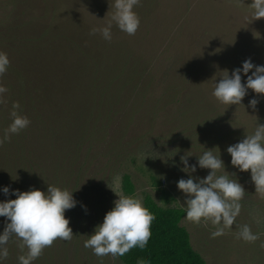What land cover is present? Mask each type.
<instances>
[{"label": "trees", "instance_id": "trees-1", "mask_svg": "<svg viewBox=\"0 0 264 264\" xmlns=\"http://www.w3.org/2000/svg\"><path fill=\"white\" fill-rule=\"evenodd\" d=\"M156 6L157 0H139L134 7L139 23L140 7L146 9L144 17ZM97 7L114 11L109 0H53L51 20L0 24V52L10 62L0 74V86L6 89L0 93V138L12 122L14 102L20 106L18 114L30 121L0 144V188L8 186L10 193L46 191L51 184L73 192L77 201L65 211L72 238L56 239L32 264H103L108 255L97 257L84 247L104 218L88 190L87 172L94 164L102 172L111 173L112 168L117 172L125 140L135 144L154 127L151 115L146 133L134 120L138 107L134 102H142L136 94L153 80L149 60L115 22L110 40L99 32L90 34L92 28L104 27L87 19ZM121 187L125 196L136 197L130 173H122ZM15 198L0 192V201ZM142 205L153 217L150 239L144 249L133 248L120 257L125 264H208L181 224L183 208L162 207L150 195ZM5 224V217H0V232ZM20 245L15 237L9 240L3 264H19L18 257L27 253Z\"/></svg>", "mask_w": 264, "mask_h": 264}, {"label": "rangeland", "instance_id": "rangeland-1", "mask_svg": "<svg viewBox=\"0 0 264 264\" xmlns=\"http://www.w3.org/2000/svg\"><path fill=\"white\" fill-rule=\"evenodd\" d=\"M52 1L0 0V24L51 20ZM47 2L50 8H46ZM251 3L252 0H157L154 13L144 17L146 9L140 7L143 19L137 31L123 35L139 47L151 65L153 80L142 85L141 95L136 94L142 102H134L138 106L134 120L144 133L150 128V118L154 127L135 144L125 140L127 146L117 172L114 168L111 173L102 172L97 164L90 165L87 172L88 190L100 205L103 217L118 199L114 191L124 195L123 172L132 175L135 195L142 204L150 195L162 207L184 208L185 196L176 183L187 179L189 173L181 171L180 157L191 155L187 159L192 165L207 149L216 148L212 150L216 155L220 150L225 169L217 175L237 178L245 189L240 214L232 227L217 237L211 235L217 226L210 222L194 224L184 217L181 222L190 233L194 249L208 264H264V196L255 193L250 171L234 168L226 152L228 146L264 124V94L249 89L240 105L222 104L212 95L215 82L225 75L223 70L231 75L249 58L254 65H264V18L253 19ZM107 8L90 10L87 19L107 26L114 22L113 11ZM245 79L242 74V83ZM252 98L259 101L255 109L248 104ZM209 171L197 167L190 175L203 178ZM245 224L256 240L238 238L239 228ZM103 264L125 263L120 257L108 255Z\"/></svg>", "mask_w": 264, "mask_h": 264}, {"label": "clouds", "instance_id": "clouds-1", "mask_svg": "<svg viewBox=\"0 0 264 264\" xmlns=\"http://www.w3.org/2000/svg\"><path fill=\"white\" fill-rule=\"evenodd\" d=\"M138 3L139 0H109L110 8L114 10L111 21L128 35H134L139 26V17L134 11ZM250 7L253 9V19L264 18V0H252ZM111 27V22L102 28L94 27L90 34L99 32L105 40H110ZM9 63L7 54L0 52V74L7 70ZM222 72L225 75L215 82L212 92L220 103L240 105L249 89L255 94H264V65H254L249 58L242 62L241 67L233 69L231 75L228 70ZM242 74L246 77L244 83ZM5 91L0 86V93ZM258 103L256 98L248 102L252 109ZM19 107L18 102L12 104V122L0 138V144L7 141L10 134H17L29 125V119L16 111ZM213 149H207L197 156L196 163L192 165H189L187 159L191 155L181 156V171L189 173V177L179 179L176 186L185 196L184 219L194 224L210 222L217 226V230L211 233L213 237H217L223 234L225 228H231L240 214V201L245 189L237 178L217 175L219 170L225 169V164L220 150L219 155H216ZM226 152L230 155V164L234 168L240 172L250 171L255 193L264 196V124H258L252 134H246L241 141L228 146ZM197 167L210 171L203 178H193L190 173L196 172ZM231 175L235 176L234 173ZM0 192L5 196L11 194L16 197L0 201V217H5L6 220L4 230L0 232V264L8 256L6 245L12 237L21 241L22 249L27 248V253L18 257L19 264H32L43 249L51 246L56 239L67 241L72 238L73 231L69 227L65 211L77 204L73 192L51 184H48L46 191L35 188L28 191L13 189L10 193L9 187L4 186L0 188ZM114 192L118 196L113 202L114 207L84 241V247L90 248L97 257H122L133 248L144 249L150 239L153 217L148 209L139 198ZM238 238L252 242L257 236L245 224L240 226Z\"/></svg>", "mask_w": 264, "mask_h": 264}]
</instances>
